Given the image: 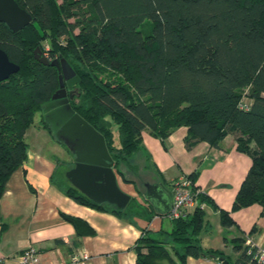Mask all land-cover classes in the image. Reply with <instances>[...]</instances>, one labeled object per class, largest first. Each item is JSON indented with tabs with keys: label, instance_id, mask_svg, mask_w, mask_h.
I'll list each match as a JSON object with an SVG mask.
<instances>
[{
	"label": "trees",
	"instance_id": "obj_1",
	"mask_svg": "<svg viewBox=\"0 0 264 264\" xmlns=\"http://www.w3.org/2000/svg\"><path fill=\"white\" fill-rule=\"evenodd\" d=\"M16 2L32 21L17 32L0 22V48L19 66L0 82V197L27 158L26 130L59 87L57 68L35 58L38 48L50 61H66L79 78L71 107L104 137L117 168L138 150L143 130L163 139L186 126L187 147L203 140L218 148L232 134L251 165L231 211L264 207V0ZM189 178L195 182L194 174ZM66 194L102 209L72 187ZM195 199L190 213L173 220L171 232L144 231L137 238L134 264L222 256L199 243L203 206L212 201L201 191ZM215 208L223 227L235 225L231 211ZM62 217L78 234L92 233L81 219ZM234 242L239 255L233 264H256L244 238Z\"/></svg>",
	"mask_w": 264,
	"mask_h": 264
},
{
	"label": "crops",
	"instance_id": "obj_2",
	"mask_svg": "<svg viewBox=\"0 0 264 264\" xmlns=\"http://www.w3.org/2000/svg\"><path fill=\"white\" fill-rule=\"evenodd\" d=\"M242 102L249 105L251 100L244 97ZM36 124L34 129L28 128L34 142L27 144V158L9 177L0 197V250L6 256L0 264H17V255L29 246L36 249L39 264H69L71 254L79 249L89 254L85 264H134L133 247L144 231H172L173 220L166 216L171 203L168 192L171 182L181 174H194L195 185L212 201L203 206L200 245L223 252L222 256H187L186 264H233L239 255L233 247L236 237L264 243V207L255 203L231 211L251 165L250 157L236 149L232 134H227L218 148L203 140H191L187 147L190 134L186 126L163 139L143 130L138 150L127 160L132 166L129 175L123 163L118 168L113 165L119 189L130 196L123 210L116 213L118 208L106 201L98 209L67 196L68 187L83 194L65 176L60 181L57 174L65 163L74 167V156ZM146 184L162 190L159 199L144 197ZM215 206L231 211L235 225L223 227ZM63 214L81 219L92 233L78 234Z\"/></svg>",
	"mask_w": 264,
	"mask_h": 264
},
{
	"label": "water",
	"instance_id": "obj_3",
	"mask_svg": "<svg viewBox=\"0 0 264 264\" xmlns=\"http://www.w3.org/2000/svg\"><path fill=\"white\" fill-rule=\"evenodd\" d=\"M31 21L30 13L21 8L16 0H0V22L5 23L11 31H19ZM35 52V58L40 63L55 66L59 73V88L53 93L50 101L41 105V113L42 120L49 125L56 141L66 146L74 156V167L67 172V178L94 203L101 205L106 201L123 210L130 196L123 193L117 185L113 170L114 161L108 152L104 137L75 113L65 97L64 80H67L70 89L73 84L78 83L79 78L63 59L49 61L38 54V48ZM18 69L19 66L0 48V82L16 73ZM161 195L162 190L158 186L146 184L145 198L159 199ZM168 195L171 198L170 192Z\"/></svg>",
	"mask_w": 264,
	"mask_h": 264
},
{
	"label": "built area",
	"instance_id": "obj_4",
	"mask_svg": "<svg viewBox=\"0 0 264 264\" xmlns=\"http://www.w3.org/2000/svg\"><path fill=\"white\" fill-rule=\"evenodd\" d=\"M47 56V53H44ZM200 192L195 188L189 175L181 174L171 182V203L166 216L171 219L180 218L190 213L196 206V194ZM244 247L247 255L251 256L252 261L256 264H264V243L259 244L251 238L244 240ZM6 256L0 250V263L5 260ZM89 259V254L85 249H79L71 254L69 264H85ZM17 264H39L37 251L33 246L27 247L16 257Z\"/></svg>",
	"mask_w": 264,
	"mask_h": 264
},
{
	"label": "rangeland",
	"instance_id": "obj_5",
	"mask_svg": "<svg viewBox=\"0 0 264 264\" xmlns=\"http://www.w3.org/2000/svg\"><path fill=\"white\" fill-rule=\"evenodd\" d=\"M148 27L146 26L145 27V30L147 29ZM45 44V42H43V45ZM38 117V118H37ZM39 122V123H38ZM37 123V124H36ZM35 124L36 125H41V122H40V114L39 113H37V114H35V116H34V122H33V124L30 126V129L32 130V129H34V127H36L35 126ZM30 129H27L28 131H26V135L24 136V138H25V141H26V143L27 144H29V145H32V143L34 142V140H33V136H32V133L30 132L31 130ZM31 133V134H30ZM114 135H115V138H116V140L118 139L117 138V133L116 132H114ZM115 140V141H116ZM55 141V140H54ZM55 143V142H54ZM54 143L52 144V145H54ZM61 147H63L62 145H60ZM63 149L66 151V153H69L64 147H63ZM70 156L72 157V154L70 153ZM70 166H73L72 164L71 165H69V163H65V165H61L60 166V170H59V172L57 173L59 176H60V181H63L64 180V178L66 177L67 178V176H66V174H67V172L70 170V169H72V167L70 168ZM122 166V168H123V170H125L126 172H127V174L129 175V172H131L132 171V169H131V165L126 161V162H123V164L121 165ZM67 168H70V169H68L64 174H63V172H64V170H66ZM61 175H63V176H61ZM65 176V177H64ZM68 179V178H67ZM66 180V179H65ZM66 182H67V180H66ZM140 182V181H139ZM219 222H220V219H219ZM204 224H205V214H204ZM243 245H244V243H243Z\"/></svg>",
	"mask_w": 264,
	"mask_h": 264
},
{
	"label": "flooded vegetation",
	"instance_id": "obj_6",
	"mask_svg": "<svg viewBox=\"0 0 264 264\" xmlns=\"http://www.w3.org/2000/svg\"><path fill=\"white\" fill-rule=\"evenodd\" d=\"M40 56H42V53H41V51H39V53H38ZM50 61V60H49ZM69 79V78H68ZM64 83H65V97L68 99V101H69V104H70V106H71V101H72V99L76 96V94H77V84H73L72 85V87L70 88V89H68V86H67V80H64ZM59 88V87H58ZM57 88V89H58ZM70 92H71V96L72 97H70ZM51 100V98L49 99V101ZM72 108V107H71ZM73 109V108H72ZM74 110V109H73ZM40 114H41V118H42V113H41V111L39 112Z\"/></svg>",
	"mask_w": 264,
	"mask_h": 264
}]
</instances>
